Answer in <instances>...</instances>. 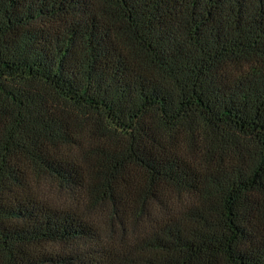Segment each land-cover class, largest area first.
Segmentation results:
<instances>
[{
  "label": "trees",
  "instance_id": "1",
  "mask_svg": "<svg viewBox=\"0 0 264 264\" xmlns=\"http://www.w3.org/2000/svg\"><path fill=\"white\" fill-rule=\"evenodd\" d=\"M0 264H264V0H0Z\"/></svg>",
  "mask_w": 264,
  "mask_h": 264
}]
</instances>
